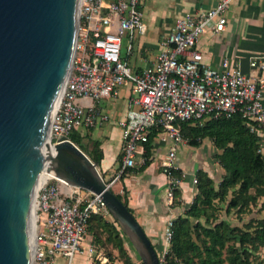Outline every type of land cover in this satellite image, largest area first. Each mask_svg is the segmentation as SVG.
Masks as SVG:
<instances>
[{"label":"built area","instance_id":"2783aa9c","mask_svg":"<svg viewBox=\"0 0 264 264\" xmlns=\"http://www.w3.org/2000/svg\"><path fill=\"white\" fill-rule=\"evenodd\" d=\"M231 2L220 0L211 8L177 16L164 37V49L135 70L122 58V49L125 37L131 42L135 32L146 33L141 0H81L75 54L49 124L50 141L107 123L111 117L99 103L116 98L121 87L127 86L129 109L119 121L122 158L113 175L118 179L126 170L141 167L162 146L161 167L168 183L165 200L173 208L175 191L182 185L175 172L186 175L177 163L179 148L187 142L183 122L202 125L210 117L240 114L251 132L264 136V53L248 57L246 73L230 58L217 66L206 64L196 49L207 29L217 34L225 30ZM151 132V155L147 156L145 145ZM192 181L197 182L195 175ZM77 188L66 191L53 177L38 184L31 264H74L78 255L91 264L108 263L86 231L90 215L107 211L106 204ZM176 217L166 223L168 245ZM168 252L159 256L160 264H169Z\"/></svg>","mask_w":264,"mask_h":264},{"label":"water","instance_id":"95a60500","mask_svg":"<svg viewBox=\"0 0 264 264\" xmlns=\"http://www.w3.org/2000/svg\"><path fill=\"white\" fill-rule=\"evenodd\" d=\"M81 0H0V264H31L33 204L45 172L105 202L143 264L157 252L99 164L74 142L48 136L69 74ZM75 200V197L72 198Z\"/></svg>","mask_w":264,"mask_h":264},{"label":"trees","instance_id":"16d2710c","mask_svg":"<svg viewBox=\"0 0 264 264\" xmlns=\"http://www.w3.org/2000/svg\"><path fill=\"white\" fill-rule=\"evenodd\" d=\"M122 58L126 59L125 56ZM181 129L191 146H198L205 138L212 141L218 150L215 158L224 174L216 185L207 172L196 171L194 199L184 214L178 215L173 222V234L166 256L168 263L252 264L251 252L264 246V217L250 219L243 227L232 226L227 221L216 218L214 222L208 221L213 217L215 203H225V213L235 211L244 214L258 203L259 208L264 209V160L258 151L259 137L250 131L240 114L210 117L202 125L198 122H183ZM152 137L153 132L145 145L147 156L151 155ZM68 138L91 160L100 163L102 150L98 141H93L92 148L88 149L80 132L72 131ZM121 158L122 155L120 164ZM150 162L151 158L137 170H143ZM126 172L127 170L121 175V179ZM123 189L125 190L124 186ZM116 195L132 212L127 204V197L119 193ZM179 198L180 190L177 189L176 203H179ZM202 218L204 222L201 221ZM86 231L98 249L104 252L100 246V238L104 234L105 240L117 249V261L121 264H134L124 246L122 231L116 220L109 221L100 213H93L88 219ZM92 264L99 263L93 261ZM106 264H113V260L109 259Z\"/></svg>","mask_w":264,"mask_h":264},{"label":"crops","instance_id":"0c3cea01","mask_svg":"<svg viewBox=\"0 0 264 264\" xmlns=\"http://www.w3.org/2000/svg\"><path fill=\"white\" fill-rule=\"evenodd\" d=\"M218 1L220 0H141L146 33L150 30L157 35V38H150V42H138L137 48H133L135 37L133 36L131 42H129L128 36L125 37L123 46L128 51H133L130 57L124 60L133 69L141 70L154 60L159 51L164 49V37L177 16L211 8ZM196 49L201 52L203 62L206 64L217 66L223 58H230L240 64L242 71L248 73L250 71L248 57L254 53H264V0H232L227 12L225 30L217 34L213 32L212 28L207 29L198 39ZM129 95V88L123 86L116 98L103 99L99 104L110 115V120L103 125H96L80 131L84 140L92 139L88 143V149L92 148L93 141L99 142V147L102 150V158L99 163L101 173L111 175L120 164L122 140L119 121L123 120L128 112ZM208 141L209 152L218 153L212 141ZM188 147L191 146L181 145L177 154V163L183 169L186 166L183 158L184 153L191 154V157L195 155L189 151ZM259 148L264 160V136L259 137ZM164 153V148L158 146L155 153L152 154L148 166L143 170L128 169L129 171L119 182L120 186H124L127 191L128 206L132 209L133 215L144 229L158 255H162L166 249H169L170 244L168 245L165 241L167 221L173 216L184 214V210L196 193L195 187L190 183V178L186 179L180 187L179 203H176L173 208L166 205L165 196L168 183L162 172V167H160ZM206 162L207 166L201 167L192 164L189 166V170L202 168L217 185L224 170L217 161ZM212 167L216 173L221 171L219 181L215 179ZM65 189L71 191L70 185L66 183ZM77 258L80 264H84V261L91 264V261L87 260L85 256L78 255Z\"/></svg>","mask_w":264,"mask_h":264},{"label":"rangeland","instance_id":"374dc122","mask_svg":"<svg viewBox=\"0 0 264 264\" xmlns=\"http://www.w3.org/2000/svg\"><path fill=\"white\" fill-rule=\"evenodd\" d=\"M143 18L145 20L144 16H143ZM134 37H135V39H134V42H133L132 46H133V48H137V43L138 42H142V43L150 42L151 41L150 38L155 39V38H157V35L154 32H150V30H148L145 35H140L137 32H135L134 33ZM132 51H128L125 48V46H123L122 54H123V56L128 58V57H130V54H131ZM91 140H92L91 138H89L88 141L84 140V143L88 146L89 145L88 143L91 142ZM208 140H210V139L205 138V140H203L198 145L199 147L198 146L194 147V146L189 145L188 141L185 143V145L191 146V147H188L189 151H192L195 155H193L192 157H191V154H188V153H184V155H183V158L185 159V164H186V166H184L185 167L184 168V170H185L184 172L186 173V175L185 176H181L180 172H178V171L175 172V174L182 179V182L185 181L186 179L190 178V180H191L190 183L195 187L196 183H193V181H192L193 175L196 174L197 170H202V168L189 170V168H190L189 166L192 165V164H193V166L194 165L195 166L198 165L199 167L207 166V162L205 163V161H213V162L217 161V159L215 158V154L209 152V150L207 148V147H210ZM51 141L54 142L55 140L52 139ZM211 169H212V172H213V174L215 176V179H217V181H219L220 178H221V175H220L221 171H219V172L217 171V173H216V171L213 170L214 169L213 167ZM127 171H129V170H127ZM113 174L108 175L106 173H103L102 176H103L104 180L106 181V183H108L110 185V188L115 193H119V194L123 195L124 197H127L126 189L124 190L123 187H121L120 183H119L120 179H121V176L117 179V178H115V176ZM59 181L63 182L61 180H59ZM63 184H64V182H63ZM179 190H180V188H179ZM79 191L84 196H95L94 193L90 192L89 190L83 189V188H79ZM193 199H194V197H193ZM193 199L191 200L190 204L192 203ZM215 204H216V209L212 210V216L213 217L211 219H209L208 222H212V221L214 222V219L216 218L217 220H220V219L221 220H225L232 226L243 227L248 221H250V219L264 217V209H260L259 208L260 207V203H258V205H256V206L252 207L250 211H248V212H246L244 214H238L235 211H231L230 213H225L224 212L225 211V203H219V204L215 203ZM188 206H187V208H188ZM187 208L185 210H187ZM99 213L104 218H106L109 221H113L114 220V218L111 216V214L109 213L108 210L107 211H100ZM201 221L204 222V218H202ZM119 228L122 231V235H123V238H124V241H125L124 246H125L128 254L131 256V260L133 261L134 264H141L140 263L141 261H140L138 255L136 254L132 244L130 243L128 238L125 236L124 231L122 230V228L120 226H119ZM100 246L103 248L105 254L107 255V257L109 259H111L113 261L118 259L117 249L113 246V244L111 242H108V241L105 240V235L104 234L100 238ZM159 256L160 255H158V258H159ZM76 258H75L74 264H80L77 261L78 258L77 259ZM250 259H251L252 264H264V246L260 247L257 250H253L251 252ZM84 264H87V263L84 261Z\"/></svg>","mask_w":264,"mask_h":264},{"label":"bare ground","instance_id":"6f19581e","mask_svg":"<svg viewBox=\"0 0 264 264\" xmlns=\"http://www.w3.org/2000/svg\"><path fill=\"white\" fill-rule=\"evenodd\" d=\"M65 80H66V79H65ZM64 83H65V82H64ZM63 87H64V84H63V86H62V89H63ZM62 89H61V91H60V94H59V97H58V99H57V102H56V104H55V106H54V110H55L56 106L58 105L59 98H60L61 93H62ZM53 112H54V111H53ZM49 124H50V123H49ZM48 136H49V128H48V133H47L46 142L48 141ZM51 177H53V178H57V179H59V180L65 182L64 184H63V182H61L62 188H63L64 190H66V189H65V187H66V183L70 185L71 191L74 190V188L79 187V186H77V185H73V184H71V183H69V182L63 180L62 178H58V177H56V176L53 174L52 171L43 173V174L41 175V177H40L39 182L37 183V186H38V184H40V182H42L43 180H45V179H47V178H51ZM72 188H73V189H72ZM69 190H70V189H69ZM69 190H66V191H69ZM95 195L99 197L98 194H95ZM32 216H33V222H32L31 253H32L33 245H34V232H35L36 224H37V223H36V221H37V212H36V203H35V201H34V204H33ZM122 230H123V229H122ZM123 231H124V230H123Z\"/></svg>","mask_w":264,"mask_h":264}]
</instances>
